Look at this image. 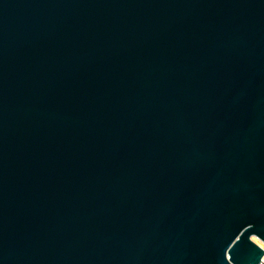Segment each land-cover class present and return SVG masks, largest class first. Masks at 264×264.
<instances>
[{
	"label": "water",
	"instance_id": "95a60500",
	"mask_svg": "<svg viewBox=\"0 0 264 264\" xmlns=\"http://www.w3.org/2000/svg\"><path fill=\"white\" fill-rule=\"evenodd\" d=\"M264 0H0V264H264Z\"/></svg>",
	"mask_w": 264,
	"mask_h": 264
},
{
	"label": "bare ground",
	"instance_id": "6f19581e",
	"mask_svg": "<svg viewBox=\"0 0 264 264\" xmlns=\"http://www.w3.org/2000/svg\"><path fill=\"white\" fill-rule=\"evenodd\" d=\"M262 261L264 262V258L262 257Z\"/></svg>",
	"mask_w": 264,
	"mask_h": 264
}]
</instances>
